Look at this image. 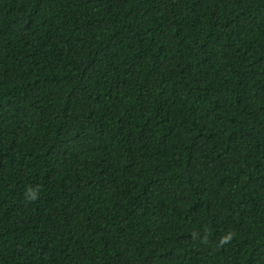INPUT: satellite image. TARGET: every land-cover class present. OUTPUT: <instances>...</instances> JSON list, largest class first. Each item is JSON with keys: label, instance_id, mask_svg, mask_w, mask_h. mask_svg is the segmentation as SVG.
I'll return each mask as SVG.
<instances>
[{"label": "trees", "instance_id": "1", "mask_svg": "<svg viewBox=\"0 0 264 264\" xmlns=\"http://www.w3.org/2000/svg\"><path fill=\"white\" fill-rule=\"evenodd\" d=\"M0 264H264V0H0Z\"/></svg>", "mask_w": 264, "mask_h": 264}]
</instances>
